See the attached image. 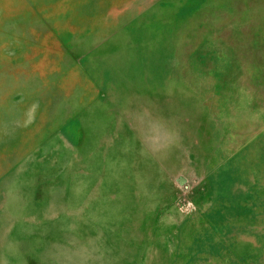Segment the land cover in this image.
I'll use <instances>...</instances> for the list:
<instances>
[{"label": "rangeland", "instance_id": "obj_1", "mask_svg": "<svg viewBox=\"0 0 264 264\" xmlns=\"http://www.w3.org/2000/svg\"><path fill=\"white\" fill-rule=\"evenodd\" d=\"M0 264H264V0H0Z\"/></svg>", "mask_w": 264, "mask_h": 264}]
</instances>
